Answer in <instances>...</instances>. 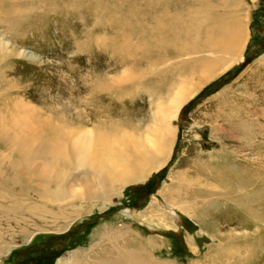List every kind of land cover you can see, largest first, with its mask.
<instances>
[{
  "label": "rangeland",
  "instance_id": "1",
  "mask_svg": "<svg viewBox=\"0 0 264 264\" xmlns=\"http://www.w3.org/2000/svg\"><path fill=\"white\" fill-rule=\"evenodd\" d=\"M208 13L246 22L247 46L181 108L167 164L144 181L115 183L108 196L92 200L89 192L96 185L73 186L69 177L76 166L61 167L63 174L50 175L65 176L62 195L52 192L56 185L47 190L35 168L44 172L53 159L32 161L31 151L45 147V140L30 139L32 126L51 120L99 134L114 124L146 134L155 126L159 95L184 81L185 54L177 45L183 49L186 37L201 39L210 31ZM192 14L199 25L188 36L178 29L173 45L151 54L158 22L174 18L182 25ZM227 120L249 125L251 135L242 139L257 150L243 149L250 159L244 165H259L263 172L264 0H0V264H67L124 227L158 262L264 264V219L242 210H228L218 219L208 209L196 219L179 209L186 204L170 193L182 179L196 181V168L206 164L200 158L219 161L234 145L215 128ZM4 176L21 182L6 183ZM201 179V186L220 191L216 181ZM247 194L254 197V191ZM171 203L179 218L169 228L156 223L149 228L122 216L135 210L167 218L163 206ZM206 207L215 210L213 204ZM255 209L264 216V204Z\"/></svg>",
  "mask_w": 264,
  "mask_h": 264
},
{
  "label": "bare ground",
  "instance_id": "2",
  "mask_svg": "<svg viewBox=\"0 0 264 264\" xmlns=\"http://www.w3.org/2000/svg\"><path fill=\"white\" fill-rule=\"evenodd\" d=\"M203 6L207 7L205 4ZM211 9L213 10V6ZM209 15L211 17L209 16L207 20L212 24L209 26L210 31L207 30L203 38L186 37L185 42H181V45H184L183 49L182 46L177 45L185 54L182 61L184 65L182 79L184 81H181L178 86L177 83H174L166 95L163 93L159 95L161 102L158 103L153 114L155 126L148 129L146 134H138L135 130L123 131L120 125L114 124L99 134H93L91 131L80 129V127L72 129L54 125L51 120H43L32 126L33 133L30 139L38 137L45 140L44 148L41 146L37 151L31 149L32 161L41 158L49 162V157L53 159L48 170L45 168L42 172L40 166L35 168L40 176L45 177L47 190L56 185L57 187L52 192L56 196L62 195L65 176L50 175V173L63 174L60 170L61 167L76 166L75 173L69 177L72 178L73 186L83 182L96 185V188L89 192V198L92 200L108 196L113 191L112 185L115 183L124 187L137 181H144L153 171H158L167 164L177 140L178 127L174 121L179 117L181 108L205 81L213 76L216 77V73L237 62L247 46L249 30L246 27V22L241 18L238 20H235V17L228 19L230 15L223 16L221 14L218 17L213 13ZM202 19L203 17H201ZM175 22L177 20L172 18L167 24L158 22L155 25L152 34L157 36V45L151 54L157 55L158 51L163 52L168 45H173V38L179 35L177 34L178 29L188 36L187 32L192 31L195 25H199L196 14H192L189 20L185 17L182 20V25ZM248 127L249 125H245L243 122L235 123L230 120L215 127L217 132L224 134V137L226 136L234 145L227 150H224L225 147L222 148L224 155L219 153L218 156L223 155L219 161L214 162L216 158H209L205 161L200 158V163L206 162V164L196 168L198 175L196 181L187 183L185 179L181 178V181L171 187L170 193L174 194L183 205L188 204L187 206L179 204V209L184 213H189L197 219L203 210L208 209L207 214L215 215L219 219L221 214L228 210H242V212L254 214L260 221L264 219L263 213H260V210L257 212V208L255 209V206L259 207L264 204V171L258 170L259 165H256L257 167L244 165L250 159L242 154L243 149H248L251 154H255L257 150L253 143L242 139L243 136L248 138L251 135V131H247ZM32 140L35 142V139L32 138ZM233 140L236 142H232ZM20 149L22 148L20 147ZM217 158L219 159V157ZM232 166L238 169L235 170ZM202 177L216 181V186L220 191L201 186L199 180L201 181ZM3 179L6 183L21 182L17 176H4ZM243 189L245 191L241 193ZM250 191H254L253 198L247 196ZM185 195L188 198H185ZM209 204H213L215 210L206 207ZM163 207L168 212L167 218L143 216L144 214L139 215L135 210L122 211V216L136 219L149 228L154 227L155 223L169 228L174 224V218L175 220L179 218L176 217L178 213L173 208L175 207L173 203ZM246 222L248 225L254 223L253 221ZM107 233H102L104 235L101 238L104 239ZM132 235L129 229L121 228L119 233L108 237V243L93 247L94 250H91L89 254L82 252L83 255L70 259L67 264H169L156 261L151 254L147 253V246L143 247V244L136 242L135 238H130Z\"/></svg>",
  "mask_w": 264,
  "mask_h": 264
},
{
  "label": "water",
  "instance_id": "3",
  "mask_svg": "<svg viewBox=\"0 0 264 264\" xmlns=\"http://www.w3.org/2000/svg\"><path fill=\"white\" fill-rule=\"evenodd\" d=\"M81 219H83V217Z\"/></svg>",
  "mask_w": 264,
  "mask_h": 264
}]
</instances>
